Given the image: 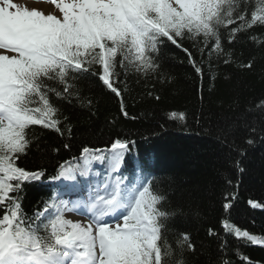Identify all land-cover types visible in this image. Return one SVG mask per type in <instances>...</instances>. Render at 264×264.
I'll use <instances>...</instances> for the list:
<instances>
[{
	"label": "snow or ice",
	"instance_id": "6c2138e0",
	"mask_svg": "<svg viewBox=\"0 0 264 264\" xmlns=\"http://www.w3.org/2000/svg\"><path fill=\"white\" fill-rule=\"evenodd\" d=\"M35 2L48 7L0 0V264H188L184 251L196 252L190 236L183 233L177 240L179 253L163 239L164 221L179 209L168 211L161 206L166 197L151 190L143 172L138 171L135 182L123 184L119 179L76 182L72 185L75 191L84 192L87 185L86 199L69 206L53 194L42 209L38 205L29 215L22 205L23 187L41 179L44 172L29 171L17 161L31 144L29 126L61 135L64 130L71 133L68 117L51 97L90 106L92 101L81 94L80 83L91 77L120 98V111L127 117L117 87L121 82L118 66L125 75L129 71L157 74L161 71V46L170 42L187 53L195 72L202 75V67L181 42L191 40L202 55L207 53L209 62L214 56L227 64L232 49L224 46L221 27L227 31L229 45L245 33L248 40L264 48V38L254 31L264 29V0ZM253 65L254 58L240 62L242 68ZM256 110L259 119L243 125L249 133L248 145L255 143V135L264 141V127L260 126L264 124V100ZM179 118L184 119L183 113ZM129 143L116 139L106 156L96 155L102 150L85 147L82 162L60 164L52 179L74 182L77 174L87 177L92 159H107L116 172ZM223 199L222 207L228 213L235 196L226 192ZM249 204L262 207L251 200ZM69 212L87 223L66 219ZM222 227L246 245L264 246V237L232 227L227 218ZM209 235L218 236L211 229ZM220 239L218 255L214 261L209 258L210 264H231L227 239Z\"/></svg>",
	"mask_w": 264,
	"mask_h": 264
},
{
	"label": "trees",
	"instance_id": "16d2710c",
	"mask_svg": "<svg viewBox=\"0 0 264 264\" xmlns=\"http://www.w3.org/2000/svg\"><path fill=\"white\" fill-rule=\"evenodd\" d=\"M219 31L224 46L232 49L227 64L214 56L209 62L207 53L202 55L191 40L181 42L202 67V75L195 72L187 53L170 42L161 46L157 74L129 71L125 75L118 66L121 82L117 87L127 117L120 111V98L96 77L80 83L81 94L92 101L90 106L52 96L68 117L71 133L64 130L61 135L38 125L27 129L31 144L17 164L44 175L24 185V211L31 215L38 205L42 209L55 193L45 181L57 174L60 164L82 162L85 147L102 150L96 155L106 156L111 143L121 139L131 143L118 171H112L107 159H92L88 176L112 172L114 180L123 184L135 182L138 171L143 172L151 190L166 197L161 206L168 211L179 209L164 221L163 239L179 253L176 242L187 233L196 246L195 253L187 249L183 253L188 264H210V257L214 261L220 238L227 239L231 264H264V246L246 245L222 227L227 218L232 227L264 237V141L255 135V143L248 145L249 133L243 127L259 119L256 106L264 100V48L245 33L229 45L226 29ZM254 31L264 38V29ZM253 58L251 69L240 67L241 61ZM181 113L184 119L179 118ZM226 192L235 196L228 213L222 207ZM250 200L262 207L252 208ZM209 229L218 236L209 235Z\"/></svg>",
	"mask_w": 264,
	"mask_h": 264
},
{
	"label": "rangeland",
	"instance_id": "374dc122",
	"mask_svg": "<svg viewBox=\"0 0 264 264\" xmlns=\"http://www.w3.org/2000/svg\"><path fill=\"white\" fill-rule=\"evenodd\" d=\"M15 2H18V3H27L31 7H46V6H48L47 4H41V3L35 2V0H31V1L15 0ZM67 214H69V213H67ZM81 220H83V217H77L76 218V221H81ZM83 222L87 223L86 220H83Z\"/></svg>",
	"mask_w": 264,
	"mask_h": 264
},
{
	"label": "bare ground",
	"instance_id": "6f19581e",
	"mask_svg": "<svg viewBox=\"0 0 264 264\" xmlns=\"http://www.w3.org/2000/svg\"><path fill=\"white\" fill-rule=\"evenodd\" d=\"M46 7H48V6H46ZM69 217H70L71 219H73V218H74V216H73V215H70Z\"/></svg>",
	"mask_w": 264,
	"mask_h": 264
}]
</instances>
